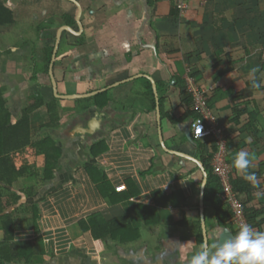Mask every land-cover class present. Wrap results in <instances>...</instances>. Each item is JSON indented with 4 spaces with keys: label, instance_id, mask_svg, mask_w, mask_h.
Instances as JSON below:
<instances>
[{
    "label": "crops",
    "instance_id": "0c3cea01",
    "mask_svg": "<svg viewBox=\"0 0 264 264\" xmlns=\"http://www.w3.org/2000/svg\"><path fill=\"white\" fill-rule=\"evenodd\" d=\"M75 1L79 9L65 0H0L12 14L11 24L0 25V91L14 122L31 96L39 94L46 103L54 97L45 72L51 49L50 61L56 51L52 71L59 95L106 90L113 100L92 107L96 113L87 119L79 117L85 112L65 115L77 100L57 99L63 121L56 130L42 128L48 122L46 106L31 115L33 141L51 138L61 154L53 179L39 190L38 231L20 230L15 241L36 240L39 255L33 264H188L201 246L181 225L182 213L187 221L199 214L202 174L195 163L163 146L200 159L195 145L183 140L160 108L161 145L156 104L153 108L143 98L146 86L137 80L151 79L156 86L170 82L163 112H171L174 120L183 114L178 80L183 86L192 80L207 103L211 100L226 144L233 145L226 156L232 170L238 151L250 154L248 171L257 177L251 192L259 209L264 203V0L191 2L183 15L172 0H145L148 16L143 0ZM31 19L37 25L30 29ZM33 40L40 44L37 49ZM220 62L223 68L214 72ZM253 79L259 89L251 86ZM235 105L245 111L237 124ZM249 121L254 136L246 130ZM27 154L32 160V152ZM119 186L125 190L117 193ZM162 190L187 196L183 200L178 194L180 208L161 206L162 198L154 194ZM156 207L154 214L142 211ZM95 216L128 227L125 243L96 242L82 233L80 222ZM213 219L212 213L205 216L207 231Z\"/></svg>",
    "mask_w": 264,
    "mask_h": 264
},
{
    "label": "trees",
    "instance_id": "16d2710c",
    "mask_svg": "<svg viewBox=\"0 0 264 264\" xmlns=\"http://www.w3.org/2000/svg\"><path fill=\"white\" fill-rule=\"evenodd\" d=\"M3 5L4 3L0 2L1 26L12 23V14ZM51 52L52 49L47 52L45 58L46 74L48 73L47 69L50 63ZM172 53H177V51H173ZM221 63L213 68L214 72L220 73L223 68ZM137 81L142 82L146 86L143 98L149 101L154 108L155 98L150 83L144 79ZM169 83L164 79L157 86L162 116L168 117L172 125L184 122L189 117L193 119L197 118L198 113L192 110L191 95L188 93L187 87L183 86V83L179 80L176 85L180 90L179 104L183 110V114L179 119L174 120L172 119L171 112H163L164 102L169 92L167 88ZM106 96L107 93H101L92 98L77 100L75 101V108L66 109L65 115L74 116L84 113L95 106L105 107L112 104V101L106 98ZM207 104L211 109V100ZM43 106H46L47 109L48 122L42 125V128L58 129L63 121L60 115L63 111L60 109L55 97L52 96L50 101L46 103L39 94L31 96L28 98L24 108H22L19 119L14 122L10 118V113L5 109V101L1 97L0 91V264H33V259L39 255L35 239L29 240L28 244L25 245H19L15 240L17 232L20 230L38 231L37 223L41 217L39 209L40 198H38L39 190L44 188L46 182L53 179V173L61 154L60 145L51 138L33 141L31 115ZM244 112L239 110V105H235L234 115L236 119L233 123H239L238 118L245 114ZM213 113L218 119L217 113L214 111ZM253 125L254 122L252 121L246 124V130H251L252 136L255 135L252 129ZM182 138L186 141L184 137ZM194 142L198 153L197 157L203 163L208 173V181L204 192V214L206 216L212 213L214 220L217 221L219 226L230 229L235 235L237 229L234 225L232 212L222 202V190L219 180L213 175L210 167L211 159L216 153L217 147L211 138ZM230 143L226 145L227 151L233 146ZM249 148H251V145ZM28 150L32 152V160H28ZM89 168L93 169L92 167ZM232 171L231 183L234 192L242 203L248 224L252 226L254 231L264 232V203L260 205L259 209H256L253 203L254 199L250 182L241 179L242 177L238 176L235 168ZM178 194L181 199H186L187 195L181 191L177 195L176 193L167 195L162 190L154 195L162 198L163 203L161 206L171 205L173 208H180L181 203L177 197ZM157 209V207L152 209L142 208V211L147 215V211L154 214ZM181 225L189 227L191 234L196 238L197 245L201 246L202 236L198 211L196 212V219L194 221L185 220V215L182 213ZM210 225L212 228L213 225ZM79 226L82 233H90L92 241L101 243H106L109 240L114 243L117 241L125 243L122 235L130 231L120 221L104 222L97 216L89 218L86 223L81 221Z\"/></svg>",
    "mask_w": 264,
    "mask_h": 264
},
{
    "label": "built area",
    "instance_id": "2783aa9c",
    "mask_svg": "<svg viewBox=\"0 0 264 264\" xmlns=\"http://www.w3.org/2000/svg\"><path fill=\"white\" fill-rule=\"evenodd\" d=\"M180 15L185 14L191 2L206 4L213 0H172ZM187 91L192 98V110L198 113L191 126V133L194 140L211 138L217 147V151L211 162L213 174L218 178L222 190V202L228 206L232 212L236 229L241 224H248L244 215V209L239 197L234 192L231 183L232 168L226 161L227 148L226 138L223 129L219 125L218 119L207 104L206 96L200 92L193 81L187 79ZM125 190L124 186L115 189L117 193Z\"/></svg>",
    "mask_w": 264,
    "mask_h": 264
},
{
    "label": "clouds",
    "instance_id": "9594fccd",
    "mask_svg": "<svg viewBox=\"0 0 264 264\" xmlns=\"http://www.w3.org/2000/svg\"><path fill=\"white\" fill-rule=\"evenodd\" d=\"M255 72L256 69L253 68L252 73ZM251 86L255 89L261 87L255 79L252 80ZM192 140L197 141L193 137ZM251 163L250 154L240 150L235 154L232 166L246 181L255 186L257 177L254 172L248 171ZM188 264H264V232L254 231L247 223L241 224L235 235L221 242H214L209 246L205 241L191 256Z\"/></svg>",
    "mask_w": 264,
    "mask_h": 264
},
{
    "label": "water",
    "instance_id": "95a60500",
    "mask_svg": "<svg viewBox=\"0 0 264 264\" xmlns=\"http://www.w3.org/2000/svg\"><path fill=\"white\" fill-rule=\"evenodd\" d=\"M67 1H70L72 4H75L77 6V8L79 9V6L77 5L75 0H67ZM143 4H144V7L146 9L145 14L148 16L149 15V6L145 0H143ZM148 19H149V17H148ZM76 22H77V20H76ZM65 29H68V28H65ZM59 32H61V31H59ZM59 32L57 34V40L59 38ZM57 45H58V43L56 41L55 48H54L55 50H56ZM55 52L56 51H53V54H52L48 74H49V78H50V82H51V86H52V92H53L54 97L56 99L65 100V101L66 100H83V99L92 98V97L106 91V90H103L101 92H92V93H89L86 95H68V96L59 95L57 92V86H56V82H55L53 71H52L53 63H54V59H55ZM138 77H141V76H137L135 78H138ZM135 78H131V79L127 80V82H129ZM149 81H150V84L152 87L153 95L155 97L156 113H157V117H158V125H157L158 126V133L161 136L160 137L161 138V145L163 146L162 130H161L160 102H159V98H158L157 86H156L155 82L152 81L151 79H149ZM121 83L122 82H120L118 84H121ZM118 84H116V85H118ZM114 87H115V85H114ZM95 113H96V110L94 108H90L84 114L80 115L79 117H85L87 119H92L91 114L95 115ZM193 120L194 119L192 117L187 118L184 122L177 124V126H175V130L179 131L190 144L195 145V142L192 140V137H191V125L193 123ZM163 149L165 151H167V153H169L173 156H179L181 158H185V159L195 163L201 171L202 181H201V184H200V187L198 190V209H199L200 228H201V235L203 238V243H205V241H206L209 245L210 241L212 243L221 242V241L227 239L229 236H233L234 234L230 229L219 226L217 221L214 219H213V223H212V225H213L212 231L210 232V234H208V232L206 230V223H205V216H204V192H205V188H206L207 181H208V174L205 171L203 164L199 160L195 159L194 157L188 156V155L180 153V152L169 151L164 146H163ZM201 186H203V187H201Z\"/></svg>",
    "mask_w": 264,
    "mask_h": 264
},
{
    "label": "rangeland",
    "instance_id": "374dc122",
    "mask_svg": "<svg viewBox=\"0 0 264 264\" xmlns=\"http://www.w3.org/2000/svg\"><path fill=\"white\" fill-rule=\"evenodd\" d=\"M31 11H35V10L32 8ZM29 18H31V17H29ZM29 23H30V25H31V26L29 27L30 29H31V27H33V25H37V22H36L35 20H32V19L29 21ZM6 29H7V32H9V31L11 30V28H6ZM10 32H11V31H10ZM12 38H14V37H13L12 34H11V35L9 36V38L6 37V41H5V42L7 43V42L11 41ZM32 44L34 45L33 47L36 48V49L38 48V46H40V44H39L37 41H34V40H33V43H32ZM32 69H33V68H32ZM33 70H34V69H33ZM20 77H22V76L20 75ZM106 98H107V96H106ZM108 99H109V98H108ZM109 100H110V101H113V100H111V99H109ZM184 234H185V233H184Z\"/></svg>",
    "mask_w": 264,
    "mask_h": 264
},
{
    "label": "flooded vegetation",
    "instance_id": "af4514ba",
    "mask_svg": "<svg viewBox=\"0 0 264 264\" xmlns=\"http://www.w3.org/2000/svg\"><path fill=\"white\" fill-rule=\"evenodd\" d=\"M65 1L71 3L70 1H67V0H65ZM57 34H58V33H57ZM57 34H56L55 42L57 41ZM211 231H212V230L209 229L207 232L210 233ZM209 246H210V244H209Z\"/></svg>",
    "mask_w": 264,
    "mask_h": 264
}]
</instances>
